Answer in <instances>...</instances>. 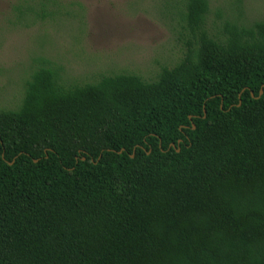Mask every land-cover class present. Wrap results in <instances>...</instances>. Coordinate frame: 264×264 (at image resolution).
Listing matches in <instances>:
<instances>
[{"label":"trees","instance_id":"16d2710c","mask_svg":"<svg viewBox=\"0 0 264 264\" xmlns=\"http://www.w3.org/2000/svg\"><path fill=\"white\" fill-rule=\"evenodd\" d=\"M234 3L214 32L210 1L184 0L185 52L154 81L39 61L0 109V264H264V21Z\"/></svg>","mask_w":264,"mask_h":264},{"label":"rangeland","instance_id":"374dc122","mask_svg":"<svg viewBox=\"0 0 264 264\" xmlns=\"http://www.w3.org/2000/svg\"><path fill=\"white\" fill-rule=\"evenodd\" d=\"M24 1L0 0V109L20 105L41 59L61 67L67 84L120 73L154 81L185 52L184 0H59L57 17L28 27L12 23L19 22L14 6ZM209 1L214 32L238 14L235 0ZM244 12L246 24L264 21V0H244Z\"/></svg>","mask_w":264,"mask_h":264},{"label":"water","instance_id":"95a60500","mask_svg":"<svg viewBox=\"0 0 264 264\" xmlns=\"http://www.w3.org/2000/svg\"><path fill=\"white\" fill-rule=\"evenodd\" d=\"M264 93V89H262L261 90V92H260V95H262ZM175 145H173V147H174ZM178 151H180L179 149H178ZM124 152V150H122L121 152H119V154H122ZM133 157V156H132ZM83 160H85V158L83 159ZM35 162H38L37 160L35 161ZM11 164H13V163H11Z\"/></svg>","mask_w":264,"mask_h":264}]
</instances>
